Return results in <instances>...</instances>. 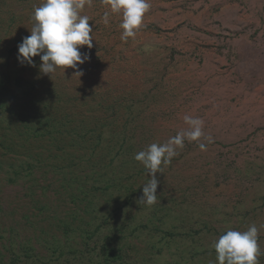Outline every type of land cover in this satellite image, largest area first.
Returning <instances> with one entry per match:
<instances>
[{
    "label": "rangeland",
    "instance_id": "rangeland-1",
    "mask_svg": "<svg viewBox=\"0 0 264 264\" xmlns=\"http://www.w3.org/2000/svg\"><path fill=\"white\" fill-rule=\"evenodd\" d=\"M43 2L0 0V264H217L214 241L253 224L264 264V0H148L126 42L91 0L89 59L50 76L17 60ZM185 115L203 135L140 203L135 154Z\"/></svg>",
    "mask_w": 264,
    "mask_h": 264
},
{
    "label": "clouds",
    "instance_id": "clouds-1",
    "mask_svg": "<svg viewBox=\"0 0 264 264\" xmlns=\"http://www.w3.org/2000/svg\"><path fill=\"white\" fill-rule=\"evenodd\" d=\"M108 11L103 15L105 25L109 23L110 13H121V40L135 38L136 30L142 25L144 14L150 9L148 0H102ZM91 0H44L32 13L33 27L30 35L18 43L17 60L21 65L36 66L34 57L39 56V70L51 75L57 68L65 72L67 67L77 69L89 59L81 46L92 47L93 26L87 15H80ZM0 57V62H3ZM80 76L82 71H76ZM187 130L178 132L162 144L152 143L145 150L135 154L134 159L141 162L150 176L142 185L140 203L151 206L157 201V173H163L162 165L167 166L177 155V148L184 146L185 139L195 141L203 135V120L185 115ZM203 147V145H201ZM259 230L255 224L246 231L227 230L214 241L217 264H260L261 255L258 244Z\"/></svg>",
    "mask_w": 264,
    "mask_h": 264
},
{
    "label": "trees",
    "instance_id": "trees-1",
    "mask_svg": "<svg viewBox=\"0 0 264 264\" xmlns=\"http://www.w3.org/2000/svg\"><path fill=\"white\" fill-rule=\"evenodd\" d=\"M2 84V83H1ZM85 138V136H81V139H84Z\"/></svg>",
    "mask_w": 264,
    "mask_h": 264
}]
</instances>
